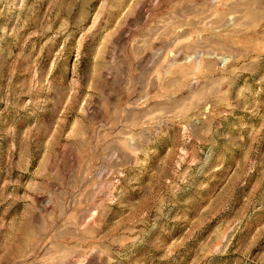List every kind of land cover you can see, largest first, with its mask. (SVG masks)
<instances>
[{"label": "rangeland", "instance_id": "obj_1", "mask_svg": "<svg viewBox=\"0 0 264 264\" xmlns=\"http://www.w3.org/2000/svg\"><path fill=\"white\" fill-rule=\"evenodd\" d=\"M0 264H264V0H0Z\"/></svg>", "mask_w": 264, "mask_h": 264}]
</instances>
